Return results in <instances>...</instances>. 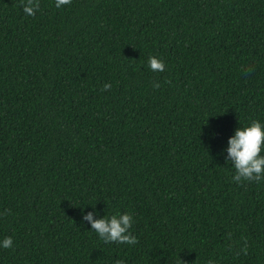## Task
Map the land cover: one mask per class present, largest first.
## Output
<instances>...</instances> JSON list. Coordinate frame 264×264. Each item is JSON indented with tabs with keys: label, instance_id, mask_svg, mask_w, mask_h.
Returning <instances> with one entry per match:
<instances>
[{
	"label": "trees",
	"instance_id": "obj_1",
	"mask_svg": "<svg viewBox=\"0 0 264 264\" xmlns=\"http://www.w3.org/2000/svg\"><path fill=\"white\" fill-rule=\"evenodd\" d=\"M26 2L0 0V264H264V180L219 154L264 122V0Z\"/></svg>",
	"mask_w": 264,
	"mask_h": 264
},
{
	"label": "clouds",
	"instance_id": "obj_2",
	"mask_svg": "<svg viewBox=\"0 0 264 264\" xmlns=\"http://www.w3.org/2000/svg\"><path fill=\"white\" fill-rule=\"evenodd\" d=\"M71 3V0H55L57 9ZM39 5L34 0H27L24 4V12L27 15H34ZM148 67L152 71L163 72L164 61L157 57H149ZM108 85H105L107 88ZM214 135V134H213ZM226 152L223 156L225 163H230L233 169L232 179L237 183L241 181L264 180V122L252 120L246 125L235 127L234 131L227 138L226 148H222L219 154ZM81 208V222H87L99 239L118 244H135L136 237L129 229L134 222L131 213L125 211L109 216L100 215L99 210L94 206L90 211ZM13 239L11 236H4L0 239V248H11ZM122 264V262H118ZM212 264V261H209Z\"/></svg>",
	"mask_w": 264,
	"mask_h": 264
}]
</instances>
